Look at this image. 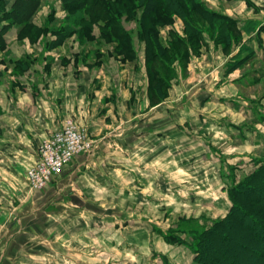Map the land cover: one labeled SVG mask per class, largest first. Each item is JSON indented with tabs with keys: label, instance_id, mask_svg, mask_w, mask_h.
<instances>
[{
	"label": "rangeland",
	"instance_id": "obj_1",
	"mask_svg": "<svg viewBox=\"0 0 264 264\" xmlns=\"http://www.w3.org/2000/svg\"><path fill=\"white\" fill-rule=\"evenodd\" d=\"M84 1L87 5L80 12L86 21L100 23V18L109 17L115 31H121L70 21L69 16H79V11L67 10L70 0H0V32L12 30L15 34L11 74L18 75L17 70L28 59L34 66L51 55L57 56L60 65L69 63L77 68L117 66L129 84L141 72L139 80L145 81V95L155 110L147 119V110L138 103L137 114L133 112L136 116L125 113L123 122L120 120V126L127 129L124 135L117 137V129L105 142L107 148L99 153L114 185L111 187H117L118 192L108 186L107 199L80 202L75 198L76 207L70 209L47 202V212L54 214L31 222L38 234L12 240L26 243L30 251L29 244L38 240L48 243L54 238L52 248L38 250L42 260L53 264H257L253 257H237V245L230 239L238 240L239 232L229 233L223 228L215 230L217 239L207 237L203 258L196 259L199 233L228 216L232 206L228 190L264 161V57L245 50L247 46L231 19L222 14L224 19L210 15L204 19L202 9L243 16L249 9L264 10V0H199L201 8L196 0H187L186 11L163 0L168 8L161 1L157 14L168 20L159 23L156 17L155 27L140 23L149 13L147 8L143 14L144 0L141 5L138 0H126L132 4L113 5L110 13L105 0ZM11 8L16 24L8 22L11 17H2L4 9L6 13ZM183 15L199 22L195 37L190 38ZM153 40L161 47L151 45ZM218 47L223 51L220 56ZM214 60L218 64H213ZM112 69L108 75L115 83ZM229 75L236 81L230 82ZM240 78H244L245 86L239 84ZM68 122L92 144L88 153L80 155H95L97 142L74 118L66 119L58 131ZM259 174L257 182L249 186L263 197L264 171ZM96 187L99 193V185ZM28 191L37 192L29 186ZM244 194L238 200L242 201ZM248 204H243L244 210L250 209L264 224V210L257 212L256 205ZM230 219L225 220L232 222ZM13 223L20 231L22 219L15 217ZM239 230L253 246L264 247V241H254L252 230ZM16 252L12 263H28L19 259V250Z\"/></svg>",
	"mask_w": 264,
	"mask_h": 264
},
{
	"label": "crops",
	"instance_id": "obj_2",
	"mask_svg": "<svg viewBox=\"0 0 264 264\" xmlns=\"http://www.w3.org/2000/svg\"><path fill=\"white\" fill-rule=\"evenodd\" d=\"M261 5L264 7V3ZM212 11L235 21L240 40L247 46L245 50H253L256 56L264 57L262 8L255 12L249 9L243 16L236 14L238 17L229 14L230 12L226 13L227 11L222 13L220 9ZM13 36L15 34L12 30L0 35V202H3L0 203V264H16L11 259L12 255L15 257L18 253L17 250L21 254L19 259L22 262V258L28 261L21 264H53L55 262L42 260L38 250L52 248L54 238L48 243L43 242L44 244L40 240L34 245L29 244L32 247L30 251L26 248V243L21 245L12 239L38 234L39 230L33 228L31 222L35 218L54 214L47 212L50 204L47 202L55 201L56 206L70 209L76 207L73 203L75 198L80 202L93 200L92 198L96 201L97 197V200L107 199L108 186L114 185L103 169L105 161L100 158L99 153L107 148L105 142L110 141L109 137L117 129V137L124 135L127 129L120 126V120L126 117L125 113L137 114V106L141 102L142 107L147 110L146 118L149 119L155 108L149 106L145 95V81L139 80L141 72L137 73V80L129 84L119 74L117 66L102 65L94 70L77 68L69 63L60 65L57 56L51 55L37 61L34 66H30L29 59L26 60L25 66L17 70L18 75L13 76L10 60L14 54L11 48ZM209 52L213 54L215 51L212 49ZM216 52L219 56L223 53L219 47ZM213 64L218 62L214 60ZM111 68L115 83L108 75ZM195 73L201 75L198 70ZM213 77L217 78L216 75ZM231 78L229 75L227 79L230 82L236 81ZM243 79L240 78L238 82L245 86ZM229 102L238 106L241 103L242 106L246 105L234 100ZM68 118H74L97 142V153L91 157H75L59 176L52 178L44 190L29 193L25 172L38 158L37 148L40 142L61 129ZM97 185L99 193L95 192ZM112 190L118 192L117 187ZM15 217L22 219L20 231L13 223ZM17 231L19 234L15 233ZM13 233L16 236L13 237ZM56 243L58 246L57 240Z\"/></svg>",
	"mask_w": 264,
	"mask_h": 264
},
{
	"label": "trees",
	"instance_id": "obj_3",
	"mask_svg": "<svg viewBox=\"0 0 264 264\" xmlns=\"http://www.w3.org/2000/svg\"><path fill=\"white\" fill-rule=\"evenodd\" d=\"M70 1H72V3H70L71 7L67 8V10L71 11V12H73L75 10L79 11L78 12L79 16H78V14H75L76 16H72L73 19L70 16L68 17L70 21L80 22V23H84V24H95L96 23L101 28L108 29L110 32L121 31V28L119 30L115 31V29L113 28V19H111L109 17L103 16L104 18H100V23H98L99 21H95L92 19H90L89 21H86L84 19V14L82 15L80 10L85 8V6L87 5V2H85L84 0H70ZM127 1H129V0H127ZM147 1L148 0H144V2H146V3H145V8H144L145 10H144L143 14L145 15L147 8L149 10V13L146 16V20L143 19V22L140 20V23L143 25V27H146L148 25L153 26V24H154L153 27H155V25H157L156 20H158L159 23H165V21L168 20L167 19L168 17H166L164 15L160 16L159 13L157 14V12H158L157 7L160 6L161 1L163 2V0H149V1L154 2L152 5H150L149 1L148 2ZM104 2H106L104 4V6L106 9H109L108 10L109 13L111 11L110 7L113 5L120 7V6H126V3L129 5L132 4V2H126V0H115V1H113V0H107L106 1L105 0ZM141 2H142V0H138L139 5H141ZM195 2L197 4L201 3L199 0H196ZM168 3L170 5L173 4V6L175 4H177L179 7H181L182 10L186 11V9L188 8L187 5L189 4V1H187V0H168ZM162 4L166 8H168L166 6L167 4L165 2H163ZM198 7L201 8V6L199 4H198ZM168 11L171 12L170 9H168ZM118 12H122V11H118ZM12 13H14L12 11V8H11V10H9L6 13H5V9H4L2 17L3 18H5V16L11 17ZM118 15H121V13H119ZM208 15L212 16L213 18L224 19V17L219 15V14L213 13V12L206 10V9H202V17L205 19ZM155 18H156V20H155ZM26 19H28V18H26ZM183 21L185 23L187 31L190 33V35H189L190 38L193 36L195 37V35L197 34L196 33V30L198 28L197 25L199 23L197 21V19H195V18L191 19V17H186L183 15ZM229 21H231L230 22L231 25L235 24V21H233V20H229ZM8 22L16 24V21H14L13 18H12V20H9ZM3 30H5V29H3ZM4 32L5 31L0 32V35L3 34ZM145 33L148 34V32H145ZM148 35H150V34H148ZM176 42L180 43L181 41L177 40ZM154 44L157 45L158 47H161L160 44L158 43V40H153L151 45H154ZM161 51H163V49ZM259 166H260L259 169L255 170L250 176L246 177L240 183H238L237 185H235L234 187H232L228 190V195H229V198L231 200L232 206L229 209L228 216L225 219H227V218L230 219L232 217L235 219H230V220H233L232 222H229L225 219L216 221L212 225V227H210L208 230H204V231L200 232L199 235L197 236L196 248L198 251V253H197L198 255H197L196 259L198 261H200V259L203 258L202 254H203V251L205 250L204 244L208 242L207 237L213 236V238L217 239V236H215V230L223 228L229 233L239 232L238 233V235H239L238 240L230 239L231 241H234V243H236V245H237V250H235V253H236L238 258L248 256V260H249L251 257H253L257 260V264H264V247L259 248V247L253 246L254 245L253 241L250 242L249 237L246 234H244L240 230L236 231V229H238V227H239V229H245L246 228V229L252 230V233L255 236L254 241H256V242L259 240L264 241V224L259 222L258 218L256 216L252 215V213H250V211H249L250 209L248 210V208H247V210L246 209L244 210V206H243L244 203L247 202V204H248V202H250V203L256 205L257 212L264 210V196L263 197L260 196L257 193L258 191L255 189V187L250 188V186H249V185H252L253 182H257L258 176L262 175L259 173L264 171V161H262L261 165H259ZM247 186H249V187H247ZM243 193H245V194L243 195L244 197H241L242 201L238 200V197ZM248 205H250V204H248ZM256 208H254V209H256ZM261 218H262V221L264 222L263 217H261ZM240 225H244V228L240 227ZM224 237L226 238V236H224ZM226 239H229V238H226ZM211 242H212V240H211ZM260 242L261 241H259V243ZM213 257H215V256H213ZM215 258H217V257H215ZM213 260H214V258H212V261ZM243 261L245 262V259ZM240 263H243V262H240Z\"/></svg>",
	"mask_w": 264,
	"mask_h": 264
},
{
	"label": "built area",
	"instance_id": "obj_4",
	"mask_svg": "<svg viewBox=\"0 0 264 264\" xmlns=\"http://www.w3.org/2000/svg\"><path fill=\"white\" fill-rule=\"evenodd\" d=\"M91 149L92 144L85 134L74 123L68 122L63 130L39 146L38 160L26 171L28 186L34 191L44 189L76 156L88 153Z\"/></svg>",
	"mask_w": 264,
	"mask_h": 264
}]
</instances>
